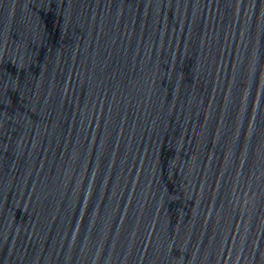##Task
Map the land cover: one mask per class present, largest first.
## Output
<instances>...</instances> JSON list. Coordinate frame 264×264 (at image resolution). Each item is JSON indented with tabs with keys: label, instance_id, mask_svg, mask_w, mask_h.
I'll use <instances>...</instances> for the list:
<instances>
[{
	"label": "water",
	"instance_id": "1",
	"mask_svg": "<svg viewBox=\"0 0 264 264\" xmlns=\"http://www.w3.org/2000/svg\"><path fill=\"white\" fill-rule=\"evenodd\" d=\"M0 264H264V0H0Z\"/></svg>",
	"mask_w": 264,
	"mask_h": 264
}]
</instances>
